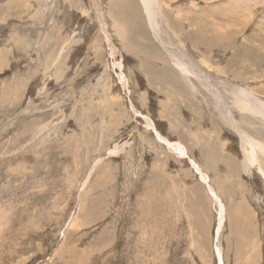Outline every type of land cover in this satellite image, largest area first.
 Masks as SVG:
<instances>
[{
	"label": "rangeland",
	"instance_id": "1",
	"mask_svg": "<svg viewBox=\"0 0 264 264\" xmlns=\"http://www.w3.org/2000/svg\"><path fill=\"white\" fill-rule=\"evenodd\" d=\"M134 2L123 40L111 30L112 0H0V264H219L218 243L224 264H264V156L250 152L247 169L224 109L175 68ZM160 3L180 38L197 32L195 20L182 27L184 14L203 7L202 20L229 33L227 50L195 38L184 47L264 100V5ZM238 113L246 132L264 134V107ZM148 122L217 191L226 215L218 242L207 184Z\"/></svg>",
	"mask_w": 264,
	"mask_h": 264
},
{
	"label": "bare ground",
	"instance_id": "2",
	"mask_svg": "<svg viewBox=\"0 0 264 264\" xmlns=\"http://www.w3.org/2000/svg\"><path fill=\"white\" fill-rule=\"evenodd\" d=\"M112 1H113V3H111L112 7H114L116 9V12H118L119 14H117L115 17L117 21L111 23L112 24L111 30L112 29L115 30L116 33L115 32L114 33L118 39L121 38L125 40L124 39L125 36L128 37L130 35V33L126 31L128 13L130 9L133 8V10L134 9L137 10L138 7L136 5V2H134V0H112ZM207 1L211 2V0H207ZM248 1L250 2L252 0H248ZM140 2L142 4V7H144V9L147 12L148 23H150V25L152 26L156 39L160 43L164 52L169 56L172 64L175 66L177 70L180 71V73L185 77L188 83L194 87L195 91L199 95L203 91L208 92L209 95H211L212 100L211 99L205 100L207 102L212 103L214 107H211L209 105L211 109H214L216 107L220 108L219 111H221V109H224L226 113L225 117L227 116V119L229 118L227 121L229 122V124H231L232 128L235 129L236 133H238V135L241 137V148L244 149V156H245L244 162L245 165H247V169L254 167L256 165V159L252 158L249 155V153L253 152L255 155L260 154L264 156V140L260 139V138H264V134L252 130H249V132L255 135H251L248 131L246 132L244 128L240 125L241 123L238 120L240 116L238 117L236 116V114L234 115V112L238 111L239 112L238 114L240 115L247 113L251 109H258L264 107V100H261V97L256 95L254 92L252 91L250 92V90L245 89V87L236 88L235 85H232V82L229 83L228 81L223 79L225 75H223L222 73L219 74V69L212 70V68H210L206 63H204L206 60L204 61L202 60V58L199 59L195 54L192 53L194 51L190 52L188 49L184 47V42L188 43L187 39L195 38L197 41L196 42L192 41L191 43H193V45H196L197 47L213 50L215 46L222 44L219 46H222L223 50H227L226 45L229 44L230 42L229 33H227V31L225 33H220L219 30H221L222 27L214 23L215 21L214 22L210 21L209 23L212 24L213 27H215L216 29H212L207 24V22H204L202 20L203 16L200 14V12L203 11V7H202L200 8L199 11H195L194 8L193 12L191 13V16L184 14L185 16L184 20L186 22L182 24V27L183 28L186 26L193 27L192 20H195L197 26L196 34L193 36L194 29L192 28L188 30V34L182 35V38H180L175 32L174 30L175 28L173 27L171 28L169 26V23H167V20H165V18L163 17L162 11L159 7L161 4L160 0H140ZM253 4H255V6L257 7L264 5V0H253ZM136 12L139 11L137 10ZM171 14H172V20H175V16H174L175 14L173 12H171ZM212 15L213 14H211L210 17H212ZM99 18H100L99 22L101 24V27L106 28V26H108L109 24L105 22L102 13L99 16ZM100 33L102 36V40L106 41L105 43L109 45V49L111 52L110 55L112 57H115L114 55L116 54L115 51L116 46L114 45L111 34L108 33L107 30L102 31V29ZM95 43L92 42L93 46L89 48L90 51H92L93 49L96 50ZM127 49L131 51L132 54L135 51L134 47L131 48L130 46H128ZM121 81L123 85H125V80L123 79V77L121 78ZM195 85L201 86L203 89H201L200 87L198 89ZM213 114L215 117H219L218 112H215ZM258 122L263 123L264 119L263 120L258 119ZM147 126L151 131L153 129V132L158 138V140L163 142V144L166 145L170 151H173L174 153L177 154V156H180V158L183 159L189 157V163L194 168V170H196V172L199 174L201 182L207 184L208 190L212 198L215 200V203L217 204L216 207H218L217 209L219 214V221L217 224V228H216L217 231L215 237L216 242H218L220 240V236L222 232L221 230L222 225L225 221V216H226L224 214L225 207L221 198L217 194V191L215 192L213 190L208 176L203 172L201 166H199L195 162V160H193L189 156L188 151H186V149L180 143L173 142L160 135L159 132L156 130L155 126L150 122H148ZM260 164H261L260 165L261 170L264 173V162L263 163L260 162ZM221 182L222 185L229 183L228 180L224 178L221 180ZM218 244L215 245L217 261L219 262V264H224L222 258V248Z\"/></svg>",
	"mask_w": 264,
	"mask_h": 264
}]
</instances>
